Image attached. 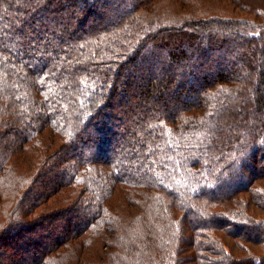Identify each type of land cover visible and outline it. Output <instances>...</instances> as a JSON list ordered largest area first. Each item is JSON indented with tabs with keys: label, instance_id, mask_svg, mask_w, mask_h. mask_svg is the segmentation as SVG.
<instances>
[{
	"label": "trees",
	"instance_id": "1",
	"mask_svg": "<svg viewBox=\"0 0 264 264\" xmlns=\"http://www.w3.org/2000/svg\"><path fill=\"white\" fill-rule=\"evenodd\" d=\"M0 264H264V0H0Z\"/></svg>",
	"mask_w": 264,
	"mask_h": 264
},
{
	"label": "rangeland",
	"instance_id": "2",
	"mask_svg": "<svg viewBox=\"0 0 264 264\" xmlns=\"http://www.w3.org/2000/svg\"><path fill=\"white\" fill-rule=\"evenodd\" d=\"M117 8H118V6L115 5V3L112 4V6H111V9H112V10H115V9H117ZM234 57H235V54H230V55L228 56V58H227V60H228L227 62H231V61L234 59ZM260 146H261V145H260ZM261 147L263 148V146H261ZM36 149H38V148H36ZM41 149H42V148L39 149V153H38V155L40 154ZM120 151H121V148L119 147V144H115V145H114V152H115V154H116V155H119V153H121ZM33 152H34V151H33ZM36 154H37V153H36ZM54 173H55V172H54ZM247 180H248V178L245 177L244 180H243V182L246 183ZM227 182H228V184L233 185V184H231V183H232L231 180H230V181L227 180ZM61 189H62V188H61ZM61 189H60L58 192H56V194H55L54 196H52V197L50 198L49 202H50V204H51V202H52L51 206H55V205H57V204H59V203L65 201L64 199H65V197L69 194V192L66 191L65 188L62 189V190H61ZM121 192L123 193V195H124L125 197H129L130 194L132 193V188H131L128 184H124V185L121 186ZM48 207H49V206H48ZM45 208H47V207H45ZM42 209H44V208H41V209H40V208H37L36 211H34L33 214H37L38 212H41ZM33 210H34V208L32 209V211H33ZM57 231H58L57 233H59V232L62 231V230H57ZM260 245H263V244L260 243ZM260 247H261V246H260Z\"/></svg>",
	"mask_w": 264,
	"mask_h": 264
}]
</instances>
